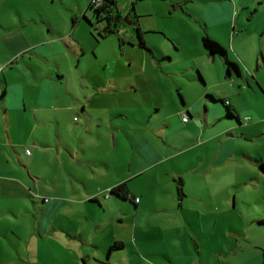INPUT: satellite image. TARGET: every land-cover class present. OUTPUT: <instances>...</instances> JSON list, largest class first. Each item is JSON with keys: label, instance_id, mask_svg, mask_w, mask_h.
<instances>
[{"label": "crops", "instance_id": "crops-1", "mask_svg": "<svg viewBox=\"0 0 264 264\" xmlns=\"http://www.w3.org/2000/svg\"><path fill=\"white\" fill-rule=\"evenodd\" d=\"M177 1L185 10L184 17L192 15L185 6L193 0ZM212 1L197 13L200 25L204 24L208 32L203 37L221 44L232 60L235 37L242 35L246 23L244 19L240 26V19L252 5ZM175 2L148 0L150 9L157 7L172 15L179 9ZM140 22L143 28L145 24ZM231 26L233 32L236 27L239 29L234 35L229 31ZM216 27L226 28V40L210 31ZM41 37L21 51L16 50L14 36L3 38L12 54L0 55V247H4L3 237H8L10 251L15 250L18 259L14 255L2 256L0 264H39L31 254L40 251V240L34 243L28 235L42 237L52 232L72 236L74 230L64 225L59 228L52 221L60 220L61 213H77V264H124L126 257L114 261L113 253L128 249V245L134 249L138 243L136 239L135 245L121 242L116 219L122 218L128 227L134 225L136 234L142 231L140 215L152 202L156 205L149 212L162 211L173 218L169 204L176 207L186 198L185 189L194 181V175H199L209 187L242 189L243 196L247 190H259L250 201L245 197L238 201L235 196L233 205L247 221L245 231L264 229V77L257 74L264 67L262 41L263 61L252 77H245L242 66L234 60L240 72L229 73L224 58L209 55L203 46V58L214 65L213 76L210 77L211 70L197 66L194 83L206 89H195L197 102H188L179 93L185 107L176 112L185 130L179 139L181 146L170 143L166 118L155 132H150L165 144L159 148L139 132L129 142V124H145L154 113H160L163 105L159 102L148 110L138 99L132 100V105L126 102V94L140 92L142 80L127 86L115 83L113 78L91 84L85 74L78 75L82 51H77V40L68 43L72 38L61 41ZM149 54L158 63L171 59L164 52V58L159 60L152 49ZM239 78L248 86L239 87ZM153 92V97L160 93L157 87ZM235 97H255L257 101L247 107L236 103ZM223 101H229L234 117L228 115ZM184 115L188 116L187 122L183 121ZM120 185L126 186L127 199L111 193ZM45 198L49 201L45 202ZM137 198L139 202L135 201ZM113 199L127 203L128 207L122 208L127 218L107 215L105 202ZM70 203L77 204V212L76 207H65ZM222 204L229 205L231 200ZM29 215L37 221L31 228L26 223ZM93 219L105 244L102 247L93 242L97 247L92 246L96 251L107 252L110 259L105 263L86 258L81 244L89 242L97 232L91 234V229L84 226ZM174 225L180 226L175 219ZM105 230L107 233L103 234ZM14 237L20 242H15ZM115 244L118 248L110 252ZM71 246L74 247L72 243ZM22 251L26 252L25 258Z\"/></svg>", "mask_w": 264, "mask_h": 264}, {"label": "rangeland", "instance_id": "rangeland-1", "mask_svg": "<svg viewBox=\"0 0 264 264\" xmlns=\"http://www.w3.org/2000/svg\"><path fill=\"white\" fill-rule=\"evenodd\" d=\"M175 1V6L179 9H175V14L172 15L157 7L150 9L148 0H115V5L108 13L105 12L100 17L93 9H88L90 0H0V55L12 54L4 44L3 38L6 36L16 38L17 51L42 39L41 36L61 41L66 37L72 38L68 43L77 40V51H82L79 76L85 74L91 84L113 78L115 83L127 86L131 82L142 80L140 92L126 94V102L132 105V100L138 99L148 110L153 104L163 103L160 113H154L145 124H129V142L132 143L133 134L139 132L155 146L165 147L163 141L155 138V134L150 132H155L159 124H162L161 120L167 118L170 124V143L179 147V139L185 131L180 117L176 115L177 110L185 109L179 93L184 95L188 102H197L198 92L195 89H206L194 83L199 71L197 66L211 70L210 77L214 72V65L207 57L203 58L202 38L208 32L204 24L200 25L197 16L202 6L213 1L193 0L185 6L189 14H192L186 17L183 16L185 10L179 7L180 1ZM233 1L252 5L242 17L240 14V26L244 19L246 23H243L242 35L235 37L232 57V60L242 66L244 76L252 77L258 64L263 61L261 41L264 43V3L260 4L255 0ZM153 3L164 5V2L160 1ZM106 13L110 14L111 18L107 19ZM140 21L145 24L141 28L148 47L154 50L159 60L164 56L171 58L170 60L158 63L153 60L148 50L140 48L137 34ZM116 24H119L117 30ZM105 29H108L109 33L102 38L101 32ZM233 30L231 26L229 31L232 33ZM238 30L236 27L232 35ZM210 31L223 41L228 37L226 28L216 27ZM232 35L229 36L230 40ZM62 43L64 45V42ZM164 52L166 55L161 56ZM257 74L261 78L264 77V67L260 68ZM238 80L241 84L239 87L248 86L242 78ZM155 87L160 93L153 97ZM117 101L115 97V102ZM235 101L249 107V104L256 103L257 98L235 97ZM193 179L185 189L186 198L180 201L181 203L178 202L176 207L169 204L168 211L180 224L179 228L174 225V219L168 213L149 212L151 207L156 205L154 202L140 215L139 227H142V231L136 234L134 225L128 227L122 218L116 219L114 224L121 242L134 244L136 239L139 247L131 249L128 245L126 250L121 248L120 251H115L114 261H119L124 256V264L127 261L132 264H264V229L245 231L247 221L243 220L238 208L233 205L235 196L238 201L243 197L250 201L260 191L247 190L243 196L242 189L220 190L209 187L199 175H194ZM46 199L49 200H44ZM227 199L231 200V204L223 205L222 201ZM126 204L117 199L105 202L107 215L127 218L122 212L123 207H128ZM65 207H76L77 212L75 203L66 204ZM31 216L26 220L28 228L37 223ZM52 221L59 228L64 225L66 229L75 232L77 230V213H61L60 220ZM95 223L96 220L93 219L84 224L91 229V234L96 230L97 232L90 236L89 242L81 241V244L86 258L105 263L110 259L107 252L96 251L93 247H97V244L104 247L105 244L102 232L99 233L101 229L96 228ZM74 231L71 233L74 237L52 232L42 237L28 235V238H33L34 243L40 240L41 244L40 251L31 254L34 261H39V264H77V235H74ZM106 233L107 230L103 234ZM85 236H88L86 230ZM14 239L15 242H20L17 237ZM70 239L74 241L71 242ZM93 242L96 245H93ZM2 243L4 247H0V259L10 255L18 259L16 251H10L8 237L4 236ZM70 243L74 247H70ZM22 254L25 258L26 252L22 251ZM175 257H178V260H175ZM8 261L9 259L6 262Z\"/></svg>", "mask_w": 264, "mask_h": 264}, {"label": "trees", "instance_id": "trees-1", "mask_svg": "<svg viewBox=\"0 0 264 264\" xmlns=\"http://www.w3.org/2000/svg\"><path fill=\"white\" fill-rule=\"evenodd\" d=\"M90 3H91V0H90ZM114 5H115V0H103V4L100 8L93 9L92 5L89 4L88 9H93L95 11V13L101 17L103 13H105V12L108 13V10L110 8H112ZM109 18H111V15L107 14V19H109ZM88 21L92 24V22L90 20H88ZM118 25L119 24L115 25V30H117ZM107 33H109L108 29H105L104 32H101V37L104 38L105 34H107ZM137 34H138L140 48L151 51V49L146 44L144 32H143L140 24L137 26ZM203 46L209 55H211V56L218 55V56H221L224 58L225 63H226V67H227L229 73H231L232 71H235L237 73L240 72L239 65L236 62H233L232 60H230L228 58L227 51L225 50V48L221 44H219L215 40L209 38L208 36H205V37H203ZM224 105L228 109V115L231 117H234V112H232L233 110L230 108L229 101H225ZM261 169L264 171V165L263 164L261 165ZM111 193L115 194L116 196H118L120 198H124V199H127L129 197V194H128V191L126 190L125 185H120V186L113 188L111 190ZM48 201H47V199L45 200V202H48ZM262 224L264 225V221L262 222ZM117 248H118V245L115 244L113 247H111L110 252L114 251Z\"/></svg>", "mask_w": 264, "mask_h": 264}, {"label": "built area", "instance_id": "built-area-1", "mask_svg": "<svg viewBox=\"0 0 264 264\" xmlns=\"http://www.w3.org/2000/svg\"><path fill=\"white\" fill-rule=\"evenodd\" d=\"M90 4L92 5L93 9H98V8H100L102 6L103 0H91ZM183 121L184 122L188 121V116L187 115H184ZM27 154H30V151H27ZM135 201L139 202V199L137 198Z\"/></svg>", "mask_w": 264, "mask_h": 264}, {"label": "water", "instance_id": "water-1", "mask_svg": "<svg viewBox=\"0 0 264 264\" xmlns=\"http://www.w3.org/2000/svg\"><path fill=\"white\" fill-rule=\"evenodd\" d=\"M119 26V25H118ZM119 33V35H120V32H118Z\"/></svg>", "mask_w": 264, "mask_h": 264}]
</instances>
